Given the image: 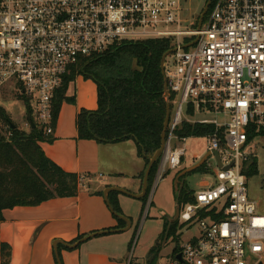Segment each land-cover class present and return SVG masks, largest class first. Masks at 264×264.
<instances>
[{"label": "built area", "instance_id": "1", "mask_svg": "<svg viewBox=\"0 0 264 264\" xmlns=\"http://www.w3.org/2000/svg\"><path fill=\"white\" fill-rule=\"evenodd\" d=\"M211 4L194 30L170 0H0V93L10 88L30 100L39 126L53 134V100L80 58L123 41L175 38L165 62L175 107L157 181L181 166L180 140L187 138L174 134L181 123L214 130L205 136L208 179L194 201L180 204L178 220L199 233L174 248L166 264H259L264 214L249 198L243 164L264 129V0ZM190 108L193 116L216 118L191 119Z\"/></svg>", "mask_w": 264, "mask_h": 264}, {"label": "trees", "instance_id": "2", "mask_svg": "<svg viewBox=\"0 0 264 264\" xmlns=\"http://www.w3.org/2000/svg\"><path fill=\"white\" fill-rule=\"evenodd\" d=\"M211 8L212 4L208 14ZM173 48L172 38L123 41L103 53L80 58L56 92L53 126L62 104L76 102L75 95L68 94L71 84L78 76L92 79L97 85L98 107L95 110H79L76 120L78 137L93 139L98 143L131 139L136 144L138 155L148 165L162 145L168 105L171 111L175 107V95L172 94L169 100L165 95L166 79L162 71V60ZM25 106L30 122L29 131L16 125L0 105V223L4 220L5 209L36 206L54 198L76 196L82 184L78 173L66 171L46 155L41 142H52L54 135L47 134L39 126L30 100L25 99ZM187 113L193 116L191 108ZM6 125L11 132L9 137L2 131ZM213 130L212 124L183 122L174 130V134L180 139L205 137ZM257 135L264 137V129ZM158 164L159 159L150 172L144 202L149 196ZM196 171L206 172V165ZM247 171L243 170L246 176L258 174L255 160L248 165ZM117 193H110L111 205L118 219L117 227L123 228L127 222L116 215H123L115 199ZM175 198L181 205L194 201V191L181 187L178 192L175 191ZM177 230V222L165 221L163 232L150 249L146 264H158L163 243L169 237L177 238ZM80 238L82 236L71 243ZM62 247L71 249L64 245L59 249ZM12 253V246L0 240V264H11Z\"/></svg>", "mask_w": 264, "mask_h": 264}, {"label": "crops", "instance_id": "3", "mask_svg": "<svg viewBox=\"0 0 264 264\" xmlns=\"http://www.w3.org/2000/svg\"><path fill=\"white\" fill-rule=\"evenodd\" d=\"M68 94L75 95L76 102L62 104L54 139L52 142H41V146L46 155L63 169L81 176L79 193L72 197L47 200L36 206L5 209L4 220L0 223V240L12 246L11 264H127L126 257L120 258L108 251L104 245L106 238H101L123 232L111 231L121 228L117 227L118 219L104 192L109 187H118L141 194L148 165L138 155L136 144L131 139L98 143L93 139L78 137L76 120L79 110H95L98 107L97 85L92 79L78 76ZM171 178L175 192V171ZM117 192L115 199L123 216L130 219L131 210L125 205L124 197L139 203L144 201L145 196L136 198ZM174 214L162 213V216L169 219ZM102 231L108 232L72 247L82 238ZM79 236L82 238L71 243ZM57 240L60 242L55 248ZM61 245L71 249H59ZM132 264L143 263L133 262L132 259Z\"/></svg>", "mask_w": 264, "mask_h": 264}, {"label": "rangeland", "instance_id": "4", "mask_svg": "<svg viewBox=\"0 0 264 264\" xmlns=\"http://www.w3.org/2000/svg\"><path fill=\"white\" fill-rule=\"evenodd\" d=\"M170 1L173 5L179 7V16L184 20L186 26L194 30L200 26L202 14L204 13L209 0ZM209 9L205 14L202 23L206 19ZM172 40L173 45H175L176 39L172 38ZM24 102L25 101L20 100L14 90L12 93L10 88H7L0 93V105L5 108L16 125H18L21 129L29 131L30 122L28 115L26 114V106ZM201 117L207 119L216 118L214 114L209 113L204 116H191V119H198ZM2 131L4 133L6 132L3 127ZM177 142V140H173V143ZM180 144L185 146L186 151L180 168L175 171V179L181 171L197 163L200 158L207 153V141L205 137H189L184 141L180 140ZM251 148L250 154L243 164V170L248 172V165L253 160L257 162L258 174L254 176L247 174L246 176L248 194L250 199L258 203V213L264 214V137H259L253 143ZM160 164L161 158H159L158 169L156 176L153 179L154 182L156 179L157 184L154 185V182L152 181L153 185L148 193L149 196L145 203L144 201L137 203V201L132 198L124 197L126 198L124 199L125 205L129 208V210H131L129 213L132 227L123 232L101 236V238H106L104 245L108 251L120 258L126 257V261L133 259V262L140 261L144 264L150 249L155 245L156 241L162 234L165 221L168 219V217H163L162 213L173 215L176 211L177 201L173 190L174 182H172L171 178L174 170L167 169L163 176L157 181V173L159 171ZM205 179H208L207 172L195 171L187 176L185 175L184 179L181 178V181L184 183V188L197 191L200 189V184ZM178 186L180 189V184H178ZM177 224L178 230L176 233L178 237H169L165 240L160 251L158 264H166L167 258L172 253L174 248L182 246L191 236L199 233V228L196 225L190 226L189 224H184L182 220H178ZM260 262L264 264V253Z\"/></svg>", "mask_w": 264, "mask_h": 264}, {"label": "water", "instance_id": "5", "mask_svg": "<svg viewBox=\"0 0 264 264\" xmlns=\"http://www.w3.org/2000/svg\"><path fill=\"white\" fill-rule=\"evenodd\" d=\"M213 0H209L207 5H206V8L204 10V13L202 14V18L200 20V25L203 21V18L205 17V14L207 13L211 3H212ZM173 52V50H171L170 52H168L167 54H165L163 60H162V71L165 75V79H166V84H165V95L166 97L168 98V100L170 99L171 95H170V91H169V88H168V82H167V77H166V72H165V62H166V59L167 57ZM170 118H171V108H170V105H168V109H167V115H166V119H165V125H164V131L162 133V145L160 147V149H158L154 155L152 156L148 166H147V169H146V172H145V176H144V182H143V191L141 194H135V193H131L125 189H122V188H118V187H109L105 190L104 194H105V198L107 200V202L109 203V205L111 206V203H110V200H109V193L111 191H119V192H122V193H126V194H129L133 197H136V198H141V197H144L147 193V189H148V178H149V175H150V172L152 170V167L154 166V164L157 162V160L160 158V156L162 155V153L165 151V148L167 146V142H168V130H169V123H170ZM15 127V126H14ZM216 156V159L217 161L219 162V165L222 166V163H221V160H220V156H219V153L217 151H214L213 152ZM211 156V153L210 152H207L202 158H200V160L193 164L192 166H189L187 168H185L183 171H181L177 176H176V180H175V191L178 192L179 190V186L178 184H180V187H183L184 186V183L183 181H181V178L189 173H192L196 170H198L200 167H202L205 162L208 160V158ZM112 211L114 212L113 208H111ZM115 213V212H114ZM118 217L124 219L126 222H127V226L124 227V228H121V229H116V230H111V231H126V230H129L132 226L131 224V221L129 218L123 216V215H120V214H116ZM179 215H180V204L177 203L176 204V211H175V214L174 216L170 217L168 220L169 222L171 223H175L178 221L179 219ZM108 231H102V232H97V233H94V234H90L89 236H86L84 238H82L81 240H79L76 244L72 245V247L80 244L81 242H84L86 241L87 239L93 237V236H97L99 234H102V233H107ZM60 241L57 240L55 242V248H57L58 246V243ZM57 255L59 257V253L57 251ZM259 264H263L262 262H260Z\"/></svg>", "mask_w": 264, "mask_h": 264}]
</instances>
